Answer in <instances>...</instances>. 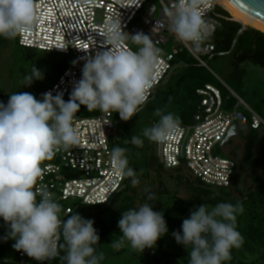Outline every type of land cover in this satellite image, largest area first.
Returning <instances> with one entry per match:
<instances>
[{
    "label": "clouds",
    "instance_id": "1",
    "mask_svg": "<svg viewBox=\"0 0 264 264\" xmlns=\"http://www.w3.org/2000/svg\"><path fill=\"white\" fill-rule=\"evenodd\" d=\"M203 3L204 0H174L171 7L164 8L168 30L177 40L197 48L212 34V26L203 16ZM36 22L35 0H0V37L15 39L32 30ZM106 37L104 50L86 58L82 78L67 101L62 92L53 95L51 91L43 93L42 99L30 92H17L9 95L6 104L0 101V218L7 227L0 239L14 240L12 247L16 251L39 262L58 255L56 240L61 236L63 264H100L104 259L103 254H96L100 236L94 221L78 212L62 220V206L46 187H37V183L43 176L42 162L50 160L55 152L80 143L73 125L81 105L88 111L118 113L126 122L147 101L161 50L148 34L125 33L119 21L106 25ZM124 41L135 45V50L125 47ZM42 79L41 70L33 66L24 77V86ZM154 115L159 119L143 129L144 138L163 143L180 133L178 116L161 109H156ZM131 143L141 147L144 141L133 136ZM126 152L123 147H113L111 164L118 177L131 178L135 187L140 181L129 167ZM114 196L96 206L105 205ZM147 199L156 197L149 194ZM243 212L239 201L222 202L211 208L201 204L190 210L189 217L183 220L182 233H172L175 241L188 249V264H224L230 260L232 249H239L244 243L236 227L237 215ZM118 227L121 235L110 246L118 250L127 241L133 250L142 253L155 248L168 232L163 212L154 211L149 203L123 211Z\"/></svg>",
    "mask_w": 264,
    "mask_h": 264
},
{
    "label": "built area",
    "instance_id": "2",
    "mask_svg": "<svg viewBox=\"0 0 264 264\" xmlns=\"http://www.w3.org/2000/svg\"><path fill=\"white\" fill-rule=\"evenodd\" d=\"M173 2L36 0L37 22L32 30L19 35V46L61 55L69 61L56 83L44 91H51L53 95L62 92L67 101L74 86L82 78L86 58L104 50L107 44L106 25L109 22L119 21L125 33L148 34L161 51L146 105L157 87L167 79L182 52H187L205 67V59H212L216 53L215 37L222 29V23L215 11L217 7H223L217 0H204L202 12L212 26V34L197 48L189 42L177 40L168 30L164 8L171 7ZM122 43L133 50L136 48L129 41ZM196 93L200 98L199 112L192 123L181 124L180 133L170 140L154 142L159 161L168 170L181 169L205 185L230 190L234 187L239 164L231 157L233 149L229 143L237 137L225 144L224 141L234 126H238L240 136L250 131L264 130V120L240 99H237L233 110H224L221 92L212 85L200 88ZM73 126L78 132L80 143L67 150L61 149L50 160L42 162L43 176L37 183V187H46L53 194V199L62 206V220L77 207L105 203L122 191L126 181V178L114 173L110 160L111 138L115 135L116 127L114 114L102 112L97 116L75 118ZM225 148H229V151L226 152ZM60 238L56 240L58 255L42 262L51 263L59 258ZM26 260L27 255L22 253L19 264H26Z\"/></svg>",
    "mask_w": 264,
    "mask_h": 264
},
{
    "label": "trees",
    "instance_id": "3",
    "mask_svg": "<svg viewBox=\"0 0 264 264\" xmlns=\"http://www.w3.org/2000/svg\"><path fill=\"white\" fill-rule=\"evenodd\" d=\"M215 14L220 16L222 23V29L215 37L216 53L213 58L220 53L234 52L236 56V63L243 64L246 62H253L264 71V33L249 27L245 33L239 37L235 48L232 50L233 42L241 29V25L235 22L228 21L231 18L230 14L221 7H217ZM7 42H13L19 46V35L12 40L1 39L0 37V66L6 71V76L11 74V70L8 66L9 62L7 58ZM20 47V46H19ZM22 48V47H20ZM29 56L33 55V49H26ZM61 59H50L48 61L49 67L46 70V75L42 80H35L33 83L36 88L44 93V91L56 83L57 79L63 71L68 67L69 61L61 55H58ZM189 57V58H188ZM3 58V59H2ZM212 58V59H213ZM8 63V64H7ZM184 66L186 72L182 74L177 82L178 89L173 87H167L162 91V96L158 100L159 104L165 105V110L173 113L180 118L181 124L192 123L195 115L199 112L200 98L196 91L200 88H204L207 85H211L203 76L195 75L192 71L196 67H201L187 52H182L174 62L173 69ZM171 70V71H172ZM167 83V79L160 84V86ZM159 86V87H160ZM157 87V89L159 88ZM157 89L151 98V100L144 106L155 107L153 102L157 99ZM163 95H165L163 97ZM9 95L0 94V101L7 103ZM228 102V104H226ZM237 103L236 98H228L223 100V109L231 111L234 109ZM143 107V108H144ZM142 108V109H143ZM254 110V109H253ZM257 112L256 110H254ZM258 113V112H257ZM102 114L99 110L88 111L86 106L81 105L80 110L76 114L75 118L92 117ZM114 114V113H113ZM259 114V113H258ZM260 115V114H259ZM261 116V115H260ZM262 117V116H261ZM119 126L116 123L115 135L111 138V146L133 148L128 149L130 153L126 152V156L129 160V167L133 168L139 183H144L150 180L151 173H156L155 177H152V183L159 180V188L155 186L153 190L144 193L141 197L140 203H149L153 205V210L157 212H163L164 219L167 222L168 232L162 236L156 245V249L152 250L150 256L153 258L159 257L158 264H188L189 251L183 245L178 244L175 241L172 233L180 231L182 233V223L185 218L190 215V210L197 208L201 204H205L210 208L218 203L227 202L236 204L238 201L243 203L244 212L237 215L236 227L244 238V248L241 246L239 249H232L234 255L241 253L244 256V250L249 249L248 253L252 254L257 249L254 246L263 250L264 255V142L262 148V157L255 158V150L260 143L262 131H250L245 135L247 141H245L243 152L239 154L240 148L235 147L231 151V157L238 161L237 173L234 178V187L232 189H217L210 185H205L197 179H193V182L187 178L185 179V171L180 170H168L159 161L157 150L154 147L153 153L148 156L144 167H138L136 161V154L138 147L131 143V138L136 136L132 131V128L127 123L123 124L121 134L119 133ZM120 134V135H119ZM151 145V147H152ZM233 146V141L229 143V147ZM248 166L251 168V175L253 185L247 189H239V182L243 175L245 177L249 174ZM164 172L171 173V177L177 180L179 183L185 182L192 192V198L190 200H183L178 198L177 195H172L169 190L165 188L162 174ZM192 177V176H190ZM193 178V177H192ZM137 186L131 184V178H126L124 188L118 194H116L108 203L102 206H84L75 208L74 212H78L83 215H96L97 221L94 223V228L97 230L100 236L99 244L95 246L100 251L106 252L113 249L110 245L112 240L118 239L121 235L118 227V221L121 219L123 211H127L136 207L137 201ZM149 194H154L156 199L148 200ZM238 194L239 197H235ZM73 212V213H74ZM108 218L110 222H106L104 218ZM7 232V227L2 218H0V237H3ZM14 240L4 241L0 239V264H19L20 255L23 252L16 251L12 244ZM59 258L53 260L51 263L39 262L33 258L27 256L26 264H63L61 257L64 252V241L61 236L59 244ZM116 250V255L122 254L125 249L121 247ZM172 251V252H171ZM236 253V254H235ZM238 258L231 257L229 264H254L246 263V261Z\"/></svg>",
    "mask_w": 264,
    "mask_h": 264
},
{
    "label": "rangeland",
    "instance_id": "4",
    "mask_svg": "<svg viewBox=\"0 0 264 264\" xmlns=\"http://www.w3.org/2000/svg\"><path fill=\"white\" fill-rule=\"evenodd\" d=\"M1 39L4 38L1 37ZM6 48V61L9 62V64H7L11 70V74L6 76L7 72L2 69V66H0V94H2V96H8L17 92H30L37 99H42L43 93L36 88L34 83H32L31 86H24V77L31 73L33 66H36L39 70H41L43 77H45L46 70L49 67L48 61L51 58L60 60L61 57L56 54H50L38 50L33 51V55L29 56L25 49L20 48L13 42H7ZM205 62L207 67L197 62L199 65H201V67L194 68L192 72L199 77L203 76L205 78L204 80H207L214 88L219 90L224 101L227 99V97L230 99L236 98V100L240 99L246 105L256 110L264 120V71L259 66L253 62H246L240 65L237 64L235 53L231 51L227 53H220L213 59H205ZM185 72V67L179 66L169 73L167 76V83L157 89L158 97L153 102L155 107H144L126 122L120 119L118 113H114V121L119 126L118 131L120 134L123 129V124L127 123L130 125L136 136L140 137L144 141L143 145L138 147L137 151L135 152L138 167H144L148 156L153 153L154 148L156 150V147L152 145L154 142H151L143 137V129L152 126L154 122L158 121L159 117L154 115L156 109H161L164 111V113H168V111L165 110V105L159 104L158 100L162 96V91L168 86L178 89V79ZM164 96L165 95H163V97ZM226 104H228V102ZM245 141H247V139L245 138V135L242 134L241 137H237L233 140V146L230 148L234 149L235 147H239V154L241 155L244 150L243 147ZM263 142L264 132L262 133L260 143L256 147L255 158L262 157ZM125 149H127V153L130 154L131 152L128 149L133 151V148H126V146ZM225 151L228 152L229 148H225ZM247 170V174H249L246 177L243 175L239 182L240 190L247 189L253 185L251 168L248 166ZM184 174L186 176L185 179L188 178L192 183L194 178L190 177V174L187 172ZM155 176L156 173L152 172L150 180L138 184L136 198L137 208L142 205L140 200L144 193L153 190L155 186L159 188V180H156L155 183H152V177ZM171 176L173 175H171V173L169 174V172H164L162 174L165 188L169 190L170 194L177 195L178 198L190 200L192 198V192L188 185L185 184V182L179 183L173 178L174 176ZM235 195V197H239L238 194ZM83 217L93 220L94 223L97 221L96 215H83ZM104 219L106 222H110L107 217ZM242 247L244 248V245H242ZM123 248L125 251L120 255H116V250L114 249L103 252V250L100 251L98 248H96V254H103L104 256V259L100 262V264H158L160 260L159 257L153 258L150 256L151 251L156 249V246L152 249H145L142 253L133 250L128 242L125 241ZM254 248L257 250L252 254L248 253L249 249H245L244 256L241 253H235L236 255H234L231 251V257L234 256V258L245 260L246 263L264 264V255L262 254L263 250L256 246H254ZM229 263L230 260L224 262V264Z\"/></svg>",
    "mask_w": 264,
    "mask_h": 264
},
{
    "label": "water",
    "instance_id": "5",
    "mask_svg": "<svg viewBox=\"0 0 264 264\" xmlns=\"http://www.w3.org/2000/svg\"><path fill=\"white\" fill-rule=\"evenodd\" d=\"M226 4H228L231 8L257 23L258 25L264 28V0H223ZM228 21L235 22L241 25V29L238 32L232 46V50L235 48L238 39L242 36L245 31L248 30L249 26L244 25L241 21L229 18ZM240 131L238 126H234L228 135L227 139L224 141V144L227 143L234 137H239Z\"/></svg>",
    "mask_w": 264,
    "mask_h": 264
},
{
    "label": "bare ground",
    "instance_id": "6",
    "mask_svg": "<svg viewBox=\"0 0 264 264\" xmlns=\"http://www.w3.org/2000/svg\"><path fill=\"white\" fill-rule=\"evenodd\" d=\"M217 3L230 13L231 18L237 19L241 21L244 25H247L264 33V28L262 26L243 16L242 14L231 8L223 0H217Z\"/></svg>",
    "mask_w": 264,
    "mask_h": 264
}]
</instances>
